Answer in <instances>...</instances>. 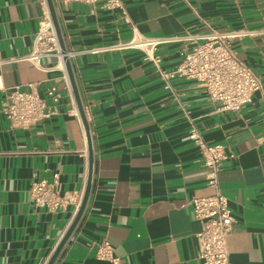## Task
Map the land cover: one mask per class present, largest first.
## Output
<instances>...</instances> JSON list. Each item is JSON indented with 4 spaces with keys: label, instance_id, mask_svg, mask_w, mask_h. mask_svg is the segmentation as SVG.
Wrapping results in <instances>:
<instances>
[{
    "label": "crops",
    "instance_id": "crops-1",
    "mask_svg": "<svg viewBox=\"0 0 264 264\" xmlns=\"http://www.w3.org/2000/svg\"><path fill=\"white\" fill-rule=\"evenodd\" d=\"M44 2L0 0V264H47L77 213L74 204L55 212L36 206L34 182L58 176L61 193L85 194L89 179L66 61L63 70L56 56L43 58V68L17 60L31 51ZM53 3L66 49L76 52L69 59L94 160L84 214L54 264H114L97 257L106 238L119 264H204L189 200L215 189L193 129L235 154L219 172L235 219L232 264H264V0H124L129 22L102 4ZM132 26L149 38L246 30L232 47L262 88L239 112L219 110L197 80L177 76L166 88L159 66L177 67L191 42L160 44L154 61L126 45ZM30 84L42 98L57 86L61 99H48L50 117L14 127L3 112L8 91Z\"/></svg>",
    "mask_w": 264,
    "mask_h": 264
},
{
    "label": "built area",
    "instance_id": "built-area-1",
    "mask_svg": "<svg viewBox=\"0 0 264 264\" xmlns=\"http://www.w3.org/2000/svg\"><path fill=\"white\" fill-rule=\"evenodd\" d=\"M58 4L84 3L102 4L109 10H119L129 22L124 0H55ZM45 11L39 22L31 51L17 60H29L43 68L41 60L50 56L58 58V65L64 70L65 58L73 57L75 51L64 52L61 48L47 0ZM134 37L126 45L143 50L147 59L155 61L154 52L163 43L190 41L191 47L184 55L182 62L172 70L159 66L160 75L166 88H171V80L177 76L197 80L205 88L210 98L222 111L239 112L253 101L254 94L262 88L259 74L243 62L232 47V40L248 34L246 30L227 32L212 31L209 34L149 38L140 34L135 26ZM67 85L71 89L68 75ZM47 98H42L30 84L29 90L19 86L8 91L3 112L14 127L29 128L50 117L53 110L48 99L59 102L61 93L57 86L46 90ZM83 129H85L82 120ZM190 138L201 149L202 162L209 168L208 184L215 192L206 196H195L189 200L196 220L201 222V230L197 233L199 242L198 257L204 264H232L228 246V238L232 234L235 219L230 207L229 198L220 188L219 172L225 160L233 158L234 152L224 144H210L202 139L196 129ZM54 182L39 180L32 184L30 193L36 206L48 208L55 212L66 209L69 205L76 206L78 212L84 193H61L58 180ZM97 257L119 264L114 255V247L106 238L98 244Z\"/></svg>",
    "mask_w": 264,
    "mask_h": 264
},
{
    "label": "water",
    "instance_id": "water-1",
    "mask_svg": "<svg viewBox=\"0 0 264 264\" xmlns=\"http://www.w3.org/2000/svg\"><path fill=\"white\" fill-rule=\"evenodd\" d=\"M47 2H48V6H49V9H50V13H51V16H52V19H53V22H54V26H55V29H56V32H57V35H58V39H59L61 48H62V50L64 52H66L67 49H66V46H65L64 41H63L62 31H61L60 23H59V20H58L56 11H55L53 0H47ZM65 61H66V68L68 70V75L70 77L71 84H72V86L74 88V91H75V94H76V98H77V101H78V106H79V109H80V113H81V116H82V119H83V122H84V126H85V129H86V134H87V138H88V147H89V151H90V154H91V158H90V169H89L88 184H87V188H86V191H85L81 206H80L78 212L76 213L72 223L70 224L68 230L66 231L65 235L63 236V238L59 242L58 246L54 250V252H53L52 256L50 257L49 261L47 262V264H54L55 263V261L58 258L61 250L63 249V247L65 246V244L67 243V241L69 240V238L71 237L73 232L75 231L79 221L81 220V218H82V216L84 214V211H85V208L87 206V203H88V200H89V197H90V193H91L92 176H93V165H94V160H93V155H92L93 144H92L91 131H90V128H89V126H88V124L86 122L84 108H83L80 96L78 94V90H77V87H76V82H75V79H74V75L72 73L70 59L68 57H66Z\"/></svg>",
    "mask_w": 264,
    "mask_h": 264
}]
</instances>
